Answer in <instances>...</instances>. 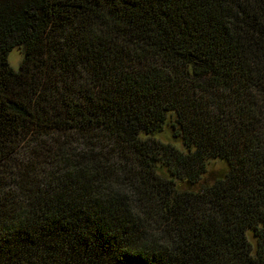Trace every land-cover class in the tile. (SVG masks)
<instances>
[{"label": "trees", "instance_id": "16d2710c", "mask_svg": "<svg viewBox=\"0 0 264 264\" xmlns=\"http://www.w3.org/2000/svg\"><path fill=\"white\" fill-rule=\"evenodd\" d=\"M0 264H264V0H0Z\"/></svg>", "mask_w": 264, "mask_h": 264}, {"label": "rangeland", "instance_id": "374dc122", "mask_svg": "<svg viewBox=\"0 0 264 264\" xmlns=\"http://www.w3.org/2000/svg\"><path fill=\"white\" fill-rule=\"evenodd\" d=\"M24 59V51L23 49H14L8 57V62L10 66L15 70L18 71L20 68L21 63ZM155 138L158 141H161L165 144H170L174 147H176L179 151L183 153H187V149L183 144V141L181 139H176L172 136L171 129L166 128L163 132L157 134ZM229 171V163L226 160L218 159V160H212L208 164V173L204 176L202 181L198 184V186H195L193 190L197 191L203 185L204 183L208 185H213L218 177L223 176V173L226 174ZM250 234V240L252 243H255V239L253 238L251 232Z\"/></svg>", "mask_w": 264, "mask_h": 264}]
</instances>
